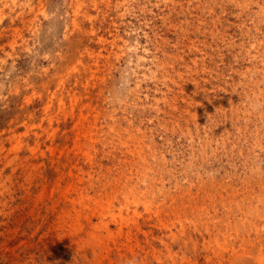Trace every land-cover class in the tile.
I'll return each instance as SVG.
<instances>
[{"label": "rangeland", "instance_id": "1", "mask_svg": "<svg viewBox=\"0 0 264 264\" xmlns=\"http://www.w3.org/2000/svg\"><path fill=\"white\" fill-rule=\"evenodd\" d=\"M0 264H264V0H0Z\"/></svg>", "mask_w": 264, "mask_h": 264}]
</instances>
